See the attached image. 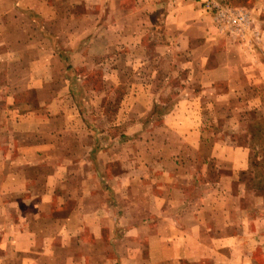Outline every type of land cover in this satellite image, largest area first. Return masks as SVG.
I'll use <instances>...</instances> for the list:
<instances>
[{"label":"rangeland","instance_id":"rangeland-1","mask_svg":"<svg viewBox=\"0 0 264 264\" xmlns=\"http://www.w3.org/2000/svg\"><path fill=\"white\" fill-rule=\"evenodd\" d=\"M183 1L213 19L204 5ZM260 1L226 0L231 6L250 12L249 28L244 32L221 27L213 19L224 45L232 49L228 61H241L247 68L230 86L231 95L215 96V100L210 96V87L200 83L205 72L199 70V55H206L210 49L205 38L204 43H199L198 52L191 54L178 49L195 32L186 31L187 36L178 40L166 32L162 42L168 50L142 53L138 46L144 45V38L156 25V19L151 17L153 25L144 26V16L156 11L154 7L151 11L143 0H24L19 6L24 12H19L21 18L7 26L14 30L17 25L22 35L18 40L21 45H17L16 53L8 55L7 68L1 70L0 82L8 85V89L3 85L1 94H13V85L16 93L21 91L17 112L22 118V129H30L33 134L17 133L18 143L25 146L30 142L46 143L49 139L53 146L37 151L34 157L38 165L23 167V171L38 181L50 169H60L61 174L65 171L73 177L70 189L75 190L79 185L75 177L82 174H92L89 179L94 180L96 171L112 176L129 169L141 177L148 171L147 161L156 158L164 159L162 166L171 167L174 155L170 154L182 145L186 149L181 157L192 156L195 163L192 168L186 165L180 171L186 173L191 169L194 175L198 173L201 185V181L217 175V166L210 168L208 161L212 145L224 142L240 145L243 151L239 152V158H247V165L239 172L236 189L243 195L241 206H246L248 215L236 213V226L231 232L239 233L241 221L247 236H263L262 245H256L252 258L264 264V12L260 11L264 5L260 6ZM1 10L0 6V19ZM26 11L36 13L38 18L32 20ZM145 44L153 46L150 40ZM147 82L151 84L145 86ZM184 125L198 128L197 150L185 146L182 136L174 130L175 126ZM52 128L54 134L50 135L47 132ZM97 158L108 166L98 165ZM204 162H208L207 166ZM218 167L220 172L229 171L224 166ZM206 169L208 175L204 176ZM155 172L159 173V169ZM168 172L173 174L171 170ZM106 183L114 185L107 180ZM30 184L42 191L43 184L34 181L23 183L21 192L9 190L15 184L8 181L7 197H1L0 204L21 212L34 210L36 199L42 206L40 197L32 198L25 192ZM69 197L66 201L71 204L66 205L73 208L77 198ZM9 216L14 217V212Z\"/></svg>","mask_w":264,"mask_h":264},{"label":"crops","instance_id":"crops-1","mask_svg":"<svg viewBox=\"0 0 264 264\" xmlns=\"http://www.w3.org/2000/svg\"><path fill=\"white\" fill-rule=\"evenodd\" d=\"M143 2L151 11V7L156 11L144 16V26L153 25L151 17L156 19V25L147 33L144 45L138 46L142 53L152 49L155 52L163 48L168 50L162 42L166 32L178 40L187 36L184 32L193 31L195 35L187 37L186 45H196L181 46L178 51L188 50L196 54L199 43H204L202 38H205L210 43V52L199 55V70L205 72L200 83L210 87V96L215 100V96H230V86L235 85L238 74L247 68L241 61H228L232 49L224 45L212 17H206L183 0H175L174 3L167 0ZM260 2L263 6L264 0ZM21 3L24 0H0L3 13L0 23L5 24H0V77L1 70L7 68L8 55L16 53L17 45H21L18 40L22 34L17 25L14 30L7 27L13 20L21 18L19 12L24 13L19 8ZM260 11L264 12L263 8ZM28 13L32 20L38 18L36 13ZM199 38L202 39L200 42ZM147 40L152 41L153 46L146 47ZM150 84L147 82L145 86ZM3 85L8 89V85L0 82V94H3ZM13 86V94L6 92L4 96L0 95V198L7 197L8 181L15 184V188L9 190L20 192L23 191L20 189L23 183L34 181L43 184L42 191L35 190L30 184L25 192L32 198L40 197L42 206L39 207L36 199L34 210L21 212L18 208L11 211L5 204H0V264H261L252 258V252L257 244L262 245L263 236H247L241 221L239 233L231 232L236 226L235 214L248 215L246 206H241L243 195L236 189L239 172L247 165V158H239L243 147L230 142L213 144L208 161L210 168L217 166V175L201 181V185L198 173L195 176L191 169L186 173L180 171L186 165L192 168L195 163L192 156L181 157L186 149L181 148L182 145L170 154L174 155L171 167L162 166L163 158L149 159L148 171L141 177L133 175L129 169L124 174L104 176L95 168V179H89L92 174L75 177L79 185L73 190L70 189L73 177L53 168L37 181L38 178L28 176L23 167L37 166L34 155L37 151L49 150L53 144L49 139L46 143L30 142L25 146L18 143L17 133L20 136L22 132L33 134V131L22 129V118L16 106L20 102L21 91L16 93ZM50 130L47 133L53 135L54 129ZM174 130L190 150L198 149L196 126H175ZM14 151L18 152L17 156H10V153L15 154ZM95 160L100 166H108L100 158ZM218 166L229 171L220 172ZM156 168L159 173L155 172ZM203 175H208V169ZM106 180L114 185H108ZM60 195L64 200H60ZM70 195L77 198L73 208L67 207L71 204L66 201ZM11 212L15 216L7 217Z\"/></svg>","mask_w":264,"mask_h":264},{"label":"built area","instance_id":"built-area-1","mask_svg":"<svg viewBox=\"0 0 264 264\" xmlns=\"http://www.w3.org/2000/svg\"><path fill=\"white\" fill-rule=\"evenodd\" d=\"M204 5L213 15V19L221 27H228L238 32L249 28L250 12L243 7H234L226 0H193ZM219 26V27H220Z\"/></svg>","mask_w":264,"mask_h":264}]
</instances>
